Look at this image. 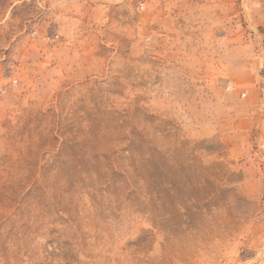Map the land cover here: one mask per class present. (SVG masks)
I'll use <instances>...</instances> for the list:
<instances>
[{"label": "rangeland", "instance_id": "374dc122", "mask_svg": "<svg viewBox=\"0 0 264 264\" xmlns=\"http://www.w3.org/2000/svg\"><path fill=\"white\" fill-rule=\"evenodd\" d=\"M0 264H264V0H0Z\"/></svg>", "mask_w": 264, "mask_h": 264}, {"label": "built area", "instance_id": "2783aa9c", "mask_svg": "<svg viewBox=\"0 0 264 264\" xmlns=\"http://www.w3.org/2000/svg\"><path fill=\"white\" fill-rule=\"evenodd\" d=\"M143 6H144V2H143V1H140V2H139V8H141V9H142V8H143Z\"/></svg>", "mask_w": 264, "mask_h": 264}]
</instances>
